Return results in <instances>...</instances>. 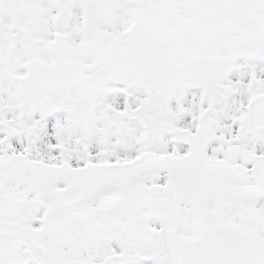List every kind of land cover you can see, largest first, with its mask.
<instances>
[{"label": "snow or ice", "instance_id": "1", "mask_svg": "<svg viewBox=\"0 0 264 264\" xmlns=\"http://www.w3.org/2000/svg\"><path fill=\"white\" fill-rule=\"evenodd\" d=\"M0 264H264V0H0Z\"/></svg>", "mask_w": 264, "mask_h": 264}]
</instances>
